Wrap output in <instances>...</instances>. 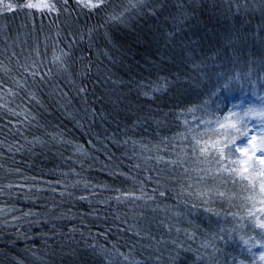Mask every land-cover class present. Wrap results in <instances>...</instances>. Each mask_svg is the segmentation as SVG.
<instances>
[{
  "label": "trees",
  "instance_id": "obj_1",
  "mask_svg": "<svg viewBox=\"0 0 264 264\" xmlns=\"http://www.w3.org/2000/svg\"><path fill=\"white\" fill-rule=\"evenodd\" d=\"M0 7V264L257 260L227 113L264 98V0Z\"/></svg>",
  "mask_w": 264,
  "mask_h": 264
},
{
  "label": "rangeland",
  "instance_id": "obj_2",
  "mask_svg": "<svg viewBox=\"0 0 264 264\" xmlns=\"http://www.w3.org/2000/svg\"><path fill=\"white\" fill-rule=\"evenodd\" d=\"M59 2H63L66 0H57ZM55 0H25L22 2H15L11 0V2L7 0H0V3L6 5L7 10H20L25 11V15L21 14V16L18 19L17 26H24V22L21 21H29L28 19H36L41 20L40 16L31 15L30 11L26 10H32L37 12H47L52 11L54 9L55 4L57 3ZM76 2L77 4H80L83 8L86 9H92L88 7H84L83 3L87 2V0H72ZM93 3H97L96 0H92ZM28 3H35L41 5V7L38 8H28L25 5ZM47 3L50 7L45 8L43 7V4ZM11 6L10 8L8 6ZM1 8V7H0ZM4 9H0V28L3 27V20L5 19L3 16V13H6ZM10 23L13 20V18H9ZM25 19V20H23ZM21 20V21H20ZM15 25V24H14ZM33 26V25H32ZM34 27V26H33ZM230 105L228 110V116L229 117H235V115L242 116L245 120V122L240 126V132H239V140L237 142V146H239V152H253V150L257 147H262L264 145L261 144V141L264 140V98L263 96L256 95V94H242L238 95L237 97H230L229 98ZM251 109V111H250ZM257 156L260 154L257 152ZM264 243V240L260 242V245ZM257 246L255 249L258 251V258L255 262H252L251 264H264V260L260 259V255L264 253V248H261ZM258 249V250H257ZM247 264V263H243ZM249 264V263H248Z\"/></svg>",
  "mask_w": 264,
  "mask_h": 264
},
{
  "label": "snow or ice",
  "instance_id": "obj_3",
  "mask_svg": "<svg viewBox=\"0 0 264 264\" xmlns=\"http://www.w3.org/2000/svg\"><path fill=\"white\" fill-rule=\"evenodd\" d=\"M102 2L103 0H98L97 3H93L92 0H87V2L83 3V6L88 7V8H95V7H99L100 3ZM25 6L28 8L41 7V5L35 4V3H28ZM8 7L10 8L11 6L9 5ZM43 7L48 8L50 6L47 3H45L43 4ZM261 144L264 145V140L261 141ZM202 151H206V149H202ZM257 152L260 154L259 156L256 155ZM245 155H247L246 160L233 161L234 164L239 163V164H242L243 167L233 168L231 171L236 173L237 175H240L242 179L248 180L249 187L254 192L256 191L257 183H258L259 184V194L262 197H264V179L257 181V177L264 178V146L255 148L253 152L251 153V155H248L247 153H245ZM220 156L221 157L224 156V153L222 150L220 151ZM256 160H259V166L257 165ZM245 173H247V175H245ZM261 203H264V199L261 200ZM257 226L264 229V222H261ZM245 243H247V241H245ZM260 247L264 248V243H262ZM249 251H251V249H249ZM260 259L264 260V253L260 255Z\"/></svg>",
  "mask_w": 264,
  "mask_h": 264
}]
</instances>
